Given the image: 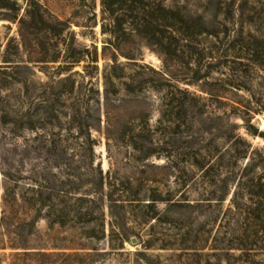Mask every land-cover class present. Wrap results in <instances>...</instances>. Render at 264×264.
Returning <instances> with one entry per match:
<instances>
[{"label": "rangeland", "instance_id": "374dc122", "mask_svg": "<svg viewBox=\"0 0 264 264\" xmlns=\"http://www.w3.org/2000/svg\"><path fill=\"white\" fill-rule=\"evenodd\" d=\"M146 1L0 0V264H264V0Z\"/></svg>", "mask_w": 264, "mask_h": 264}, {"label": "trees", "instance_id": "16d2710c", "mask_svg": "<svg viewBox=\"0 0 264 264\" xmlns=\"http://www.w3.org/2000/svg\"><path fill=\"white\" fill-rule=\"evenodd\" d=\"M102 5L104 6V8H106L108 11H110L111 13H113L114 10H122L124 8V6H126V11L130 10V11H134V10H138L140 9L143 13L142 17H140V19H137L135 16V18L138 21H142V26L143 27H150V21L146 19V14L150 13V12H155V11H161L162 12V16L163 18L165 17L166 19L172 20V21H176L177 23L181 24L185 22V18L184 16H180L176 11L171 10L166 8L165 6H163L162 4H155L150 3L146 0H102ZM141 14V12H140ZM117 27L120 26V22L117 21ZM174 25V24H173ZM116 30V29H115ZM175 31V30H173ZM152 35H156V32H153ZM169 37L174 36L173 32L169 33ZM259 180H258V185L261 188V191L263 194H261L259 197L262 199V201H259L257 204V208L256 210L258 211L257 214L255 215L256 219H258V221L261 222L262 224V231L264 233V182L261 183L262 180V175L258 176ZM33 190V189H32ZM63 201V200H62ZM65 202V201H64ZM34 203V202H31ZM65 207V206H64ZM64 209V208H63ZM59 210L60 211V216L62 215H69L68 213L70 212H65L64 210ZM257 234V230L255 231ZM242 245V244H240ZM241 249H245L246 251H248V248L246 246H242ZM250 249V248H249ZM248 255V254H245Z\"/></svg>", "mask_w": 264, "mask_h": 264}]
</instances>
